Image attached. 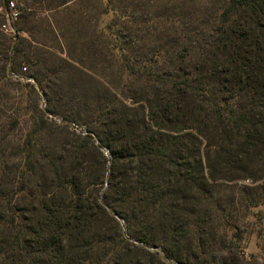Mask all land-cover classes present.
I'll return each mask as SVG.
<instances>
[{
	"label": "trees",
	"instance_id": "16d2710c",
	"mask_svg": "<svg viewBox=\"0 0 264 264\" xmlns=\"http://www.w3.org/2000/svg\"><path fill=\"white\" fill-rule=\"evenodd\" d=\"M210 30L220 47L229 50L211 71L205 69L207 63L200 53L189 55L199 52L192 40L176 47L161 45L155 58L142 60L119 47L130 87L120 97L112 93L108 100L97 101L90 120L84 119L85 111H77L72 122L78 126L81 120L88 121L85 134L63 125L77 143L74 154L42 155L30 134L24 139L16 152L22 155L21 185L17 191L11 184L6 185L8 191L0 190L4 199L0 231L8 233L1 249L11 251L19 264H68L67 235L83 231L86 221L99 215L118 225L116 215L126 233H120L115 251L102 260L79 257L76 264H118L122 249L135 246L131 242L135 239L142 244V257L154 264H264L257 261L261 255L244 256L240 245L238 257L232 244L211 248L209 224L220 210L219 203L215 209L208 206L211 203H203L205 209L196 203L190 212H199L196 219L183 218L190 210L186 207L190 188L206 191L205 201L211 202L218 181L250 180L237 202L233 196L230 201L249 216L264 206V0H223ZM120 38L116 35V44ZM17 40L5 65L9 77L17 66L13 56L21 51ZM182 49H188L190 57ZM252 74L258 76L254 81ZM32 77L37 82L33 89L41 86L39 77ZM41 112L34 124L52 134L51 117L59 114L58 107L48 99ZM187 138L191 153L184 147ZM84 149L99 157L100 170L110 169L99 197H85L76 166ZM106 162L110 166H104ZM41 172L48 190L43 202L33 205L31 211L36 213L30 216V209L26 211L16 201L29 181L42 178ZM180 210L186 211L182 217ZM29 218L32 225L24 226L22 222L26 224ZM149 247L157 250L151 252Z\"/></svg>",
	"mask_w": 264,
	"mask_h": 264
},
{
	"label": "rangeland",
	"instance_id": "374dc122",
	"mask_svg": "<svg viewBox=\"0 0 264 264\" xmlns=\"http://www.w3.org/2000/svg\"><path fill=\"white\" fill-rule=\"evenodd\" d=\"M19 1L31 8L20 17L17 25L20 34L12 37L0 29V190L3 191H8L10 184L15 191L17 185H21L22 155L16 152L20 151L29 134L32 143L43 150L42 155L56 152L64 156L71 154L77 143L65 133L68 130L63 125H71L69 131L85 134L88 121L84 119L93 113L97 101L108 100L112 93L118 97L121 92L125 94L130 86L127 68L122 61L123 52L119 47H124L134 59L142 60L155 58V51L161 45L176 47L179 43L183 45L192 40L193 47L199 52L192 51L189 55L201 54L207 63L205 69L209 71L214 69L216 60L229 51L220 47L210 30L221 11L223 0ZM118 34L121 38L116 44ZM191 36V39L187 38ZM17 38L21 51L13 56L17 62L13 73H19L21 79L14 78L12 73L10 77L7 76L5 67L11 45ZM172 52L173 49H170L169 55L172 56ZM183 52L187 56L189 50ZM34 74L41 80V86L36 85L33 89L37 83L32 77ZM254 75L252 81L258 77ZM48 99L59 111V114L51 117L54 122L52 134L51 130L39 129L34 124L41 117V110L48 106ZM78 110L85 112L84 119L77 126L72 119H76ZM183 143L187 150L192 147L189 138ZM102 151L108 157V150L103 148ZM188 152L191 153V150ZM98 159L91 151L84 149L81 161L76 165L82 176L85 197H99L101 192L104 193L110 169L100 170ZM43 163L44 159L41 165ZM108 165L109 162H106L104 166ZM43 172L40 173L41 177ZM44 181L43 177L36 182L29 181L26 191L17 198V204L21 203L19 205L25 207L26 211L30 209V216L36 213V210L31 211L33 205L44 200L48 190ZM250 184V180L218 181L217 186L212 188L214 197L211 202L205 201L208 199L206 191L203 193L198 187H191L187 200L189 204L186 206L190 210L187 209L188 215L185 214L183 218L196 219L199 212L190 213L196 203L200 204L201 209L206 208L203 203H211L208 206L214 209L219 203L220 210L209 224L211 235L208 242L211 248L229 243L238 257L237 246L240 245L243 246L244 256L261 255L262 258L257 256V261L264 262V252H261L264 251V206L253 211L256 215L249 216L236 203L238 195ZM232 196L236 202L230 201ZM3 202L4 199L0 198V206ZM183 213L186 211L180 210L179 215L182 217ZM114 217L118 225L108 217L99 215L87 220L83 231L67 235L65 242L70 246L68 264H76L83 256L102 260L115 251L120 233L126 231L121 226L124 225L121 218ZM30 219L22 224L30 227ZM160 221L166 224L164 218ZM6 239L8 233L0 231V244ZM131 242L135 246L122 249L118 264H154L142 257L139 250L141 243L136 239ZM149 250L153 252L157 247H149ZM6 251L9 250L0 248V264H13L12 260L19 264L13 253Z\"/></svg>",
	"mask_w": 264,
	"mask_h": 264
},
{
	"label": "built area",
	"instance_id": "2783aa9c",
	"mask_svg": "<svg viewBox=\"0 0 264 264\" xmlns=\"http://www.w3.org/2000/svg\"><path fill=\"white\" fill-rule=\"evenodd\" d=\"M25 10H31V8L25 7L19 0H0V29L12 36L17 35V24L21 15ZM12 76L16 79H21L22 76L19 73H13Z\"/></svg>",
	"mask_w": 264,
	"mask_h": 264
}]
</instances>
